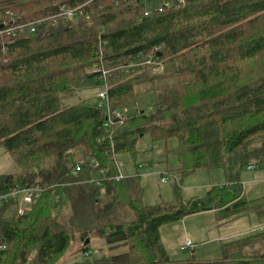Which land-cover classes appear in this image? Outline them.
Here are the masks:
<instances>
[{
	"label": "trees",
	"instance_id": "trees-1",
	"mask_svg": "<svg viewBox=\"0 0 264 264\" xmlns=\"http://www.w3.org/2000/svg\"><path fill=\"white\" fill-rule=\"evenodd\" d=\"M61 8L80 10L62 20ZM29 23L34 34L5 31ZM102 71L109 113L62 103ZM145 93L152 110L127 114ZM144 135L177 141L180 176L221 169L226 184L145 206L138 175L114 180L117 156L135 160ZM0 147L18 168L0 177V195L15 183L42 190L23 214L0 205V264L32 255L58 264L75 236L76 255L97 238L125 251L71 264H264V229L224 244L214 261H173L160 237L163 225L207 211L264 222V197L244 200L240 183L244 168L264 163V0H172L161 12L144 0H0Z\"/></svg>",
	"mask_w": 264,
	"mask_h": 264
},
{
	"label": "rangeland",
	"instance_id": "rangeland-1",
	"mask_svg": "<svg viewBox=\"0 0 264 264\" xmlns=\"http://www.w3.org/2000/svg\"><path fill=\"white\" fill-rule=\"evenodd\" d=\"M171 1L144 0L147 11L169 4ZM102 91H104L103 79L95 77L92 79V85L81 88L71 96H64L62 103L73 105L81 100L99 103L98 94ZM153 104L152 94L145 93L130 102L125 110L127 114L132 113L134 109L151 111ZM176 147L175 139L168 140L164 145L162 142H152L148 135H144L136 146L135 160H132L128 154L117 156L118 167L123 176H139L143 190L142 201L145 206L185 203L191 199L203 198L211 188L226 184L225 174L221 169L201 168L183 177L180 176L176 172L179 161L173 151ZM17 172L18 168L13 158L0 147V177ZM162 176L167 178L166 183L160 182ZM240 183L244 200L254 201L264 197V163L258 164L252 170L244 168L240 173ZM263 226L264 222L254 214L218 221L213 211H207L163 225L160 228V237L168 256L173 261L188 259L191 254L199 260L214 261L222 258V246L230 242L232 235L243 233L238 236L241 237L253 234L260 231ZM188 239L194 245L187 251H181L180 246ZM87 246L89 254L87 257L82 254L76 255L81 242L78 236H75L67 252L57 263L71 264L79 258H101L125 251V247L109 250L104 239L100 238L89 240ZM33 256H30L27 264H34Z\"/></svg>",
	"mask_w": 264,
	"mask_h": 264
},
{
	"label": "built area",
	"instance_id": "built-area-1",
	"mask_svg": "<svg viewBox=\"0 0 264 264\" xmlns=\"http://www.w3.org/2000/svg\"><path fill=\"white\" fill-rule=\"evenodd\" d=\"M171 3L166 4V6H169ZM158 12H161V6H157L155 8ZM80 8L77 9H67V8H61L59 11V14L57 15V17H59L62 20H71L76 18L77 16V11H79ZM149 12V11H147ZM54 17H52L53 19ZM45 20H39L37 21V23H43ZM28 28L29 34H34L35 32V28H34V23H29V24H21L19 26L16 27H11L9 29H6V33H12V35L14 34L15 30H23L24 28ZM126 71L128 69L124 68ZM109 76V72L108 71H102L100 77L103 79V82L105 81L106 77ZM98 99H99V107H105L107 110V113H109L108 110V106H107V94H106V86L104 83V91L100 92L98 94ZM115 115V117L117 118H122L123 117V113L121 111H115L113 113ZM110 121L107 119V122L105 124L106 127L110 126ZM256 166L254 165H250L247 167L248 170H252L254 169ZM78 166H76L75 170H78ZM101 178H106V171H103L100 173ZM123 175L120 173L118 176H116L114 178L115 181H120L121 179H123ZM161 183H166L167 182V178L166 177H161L160 179ZM41 188L38 186H29L28 184H24V185H18L15 183V186L8 190L7 193L0 195V205L5 204L8 201H11L13 203V207L15 208L16 212L19 214H23L24 212L28 211L29 208L31 207V204L34 203L40 195L41 192ZM58 199V197L56 198ZM192 246V243L187 240L183 246L180 247L181 251H185L187 249H189ZM83 256L87 257L89 254L88 252L83 253Z\"/></svg>",
	"mask_w": 264,
	"mask_h": 264
},
{
	"label": "crops",
	"instance_id": "crops-1",
	"mask_svg": "<svg viewBox=\"0 0 264 264\" xmlns=\"http://www.w3.org/2000/svg\"><path fill=\"white\" fill-rule=\"evenodd\" d=\"M213 212H214V211H213ZM214 213H215V212H214ZM215 214H216V213H215ZM261 229H264V226H263V228H261ZM240 234H243V233H239V234H237V235H232L233 237H232V239H230L229 241H231V240L233 241V240L239 239V238H241V237H243V236H246V235H243V236H241V237H238ZM236 237H237V238H236ZM226 238H230V237H226ZM188 240H189V239H188ZM161 241H162V239H161ZM189 241H190V240H189ZM190 242H191V241H190ZM191 243H192V242H191ZM162 244H163V243H162ZM183 245H184V244H183ZM183 245H181V246H183ZM193 245H194V244L192 243V246H193ZM163 246H164V244H163ZM181 246H180V247H181ZM192 246H191V247H192ZM191 247H190V248H191ZM164 248H165V246H164ZM190 248H189V249H190ZM189 249H187V250H189ZM165 250H166V248H165ZM187 250H185V251H187ZM166 253H167V252H166ZM167 255H168V254H167ZM169 258H170V257H169Z\"/></svg>",
	"mask_w": 264,
	"mask_h": 264
},
{
	"label": "water",
	"instance_id": "water-1",
	"mask_svg": "<svg viewBox=\"0 0 264 264\" xmlns=\"http://www.w3.org/2000/svg\"><path fill=\"white\" fill-rule=\"evenodd\" d=\"M99 75H100V72H93L87 75V79L98 77ZM88 243H89V239H87L84 244L87 246Z\"/></svg>",
	"mask_w": 264,
	"mask_h": 264
}]
</instances>
